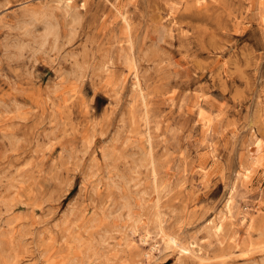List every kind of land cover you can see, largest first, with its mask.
I'll list each match as a JSON object with an SVG mask.
<instances>
[{"label":"rangeland","instance_id":"1","mask_svg":"<svg viewBox=\"0 0 264 264\" xmlns=\"http://www.w3.org/2000/svg\"><path fill=\"white\" fill-rule=\"evenodd\" d=\"M0 264H264V0H0Z\"/></svg>","mask_w":264,"mask_h":264},{"label":"bare ground","instance_id":"2","mask_svg":"<svg viewBox=\"0 0 264 264\" xmlns=\"http://www.w3.org/2000/svg\"><path fill=\"white\" fill-rule=\"evenodd\" d=\"M66 7H67V5H66ZM207 122H208V120H207ZM208 128V127H207ZM211 127H209V129H210ZM209 131V130H208ZM255 132V131H254ZM252 134H253V132H252ZM254 139V138H253ZM259 139V138H258ZM258 139H254V141L252 140V143H251V146L253 145L254 147H253V149L252 148H250V149H248V151H247V158L248 159H254L255 157H256V152H258L259 151V148L261 147V141L260 140H258ZM244 146V145H243ZM231 199V198H230ZM231 205H230V201H229V199L225 202V206H224V211H222V215L219 217V223H217L216 225L215 224H213V225H211L210 226V228H208V229H211L212 231H214L213 233H218V232H220L221 231V229H222V225H221V222L223 221V220H225V219H230L231 217H232V215H231V208L232 207H230ZM233 219V218H232ZM235 220V219H234ZM251 221V220H250ZM241 223L242 224H244L245 223V217H241ZM232 224V223H231ZM232 225H235V223H233ZM250 225V224H249ZM249 225L247 226L248 228H249ZM232 228V227H231ZM233 232V231H232ZM208 233H210V231L208 232ZM148 235L147 234H144L142 237H141V242H143V243H145L146 242V240H147V237ZM169 242V241H168ZM196 243V242H195ZM248 244V243H247ZM188 246L190 245L191 246V249L193 250V251H195V252H197V250L198 249H194L193 247L195 246V244H194V241H192L190 244H187ZM168 246V245H167ZM186 246V245H185ZM188 246H186V248L188 247ZM256 246V245H255ZM249 247V246H248ZM190 248V247H189ZM248 249H250V248H248ZM154 250H156L155 248H153V251ZM200 250V249H199ZM247 250V249H246ZM251 250H252V247H251ZM188 251V250H187ZM191 251V250H190ZM197 254V253H196ZM253 254V253H252ZM155 256V255H154ZM244 257H245V255H244Z\"/></svg>","mask_w":264,"mask_h":264}]
</instances>
